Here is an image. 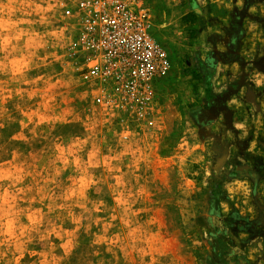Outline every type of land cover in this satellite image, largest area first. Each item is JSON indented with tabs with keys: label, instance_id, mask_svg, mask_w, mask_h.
<instances>
[{
	"label": "rangeland",
	"instance_id": "374dc122",
	"mask_svg": "<svg viewBox=\"0 0 264 264\" xmlns=\"http://www.w3.org/2000/svg\"><path fill=\"white\" fill-rule=\"evenodd\" d=\"M77 1L0 0V264H264V0L245 29L203 7L259 34L223 56L143 0L172 64L150 127L80 86Z\"/></svg>",
	"mask_w": 264,
	"mask_h": 264
},
{
	"label": "built area",
	"instance_id": "2783aa9c",
	"mask_svg": "<svg viewBox=\"0 0 264 264\" xmlns=\"http://www.w3.org/2000/svg\"><path fill=\"white\" fill-rule=\"evenodd\" d=\"M64 16L77 28L79 82L91 102L152 126L156 85L172 64L149 31L150 6L143 0H78Z\"/></svg>",
	"mask_w": 264,
	"mask_h": 264
},
{
	"label": "crops",
	"instance_id": "0c3cea01",
	"mask_svg": "<svg viewBox=\"0 0 264 264\" xmlns=\"http://www.w3.org/2000/svg\"><path fill=\"white\" fill-rule=\"evenodd\" d=\"M228 1L232 2L234 5V7L231 9L232 15L239 20L240 22L239 24H242L243 29H245L247 27L246 22L248 21L247 16L252 14L253 11H255L254 13H256V7H254V5L252 4L253 0H180L179 15H180L181 26L183 31H185V33L179 34V38L182 39L184 37L189 43V42H193V40H195L196 38L200 39L203 36L207 37V35H211V37H214L213 44L217 46L216 48L217 53H219L220 56H223L224 52H228L232 50L234 51L235 49L238 48L239 44L243 43L244 40H249L248 39L249 37L258 34L256 28H254L255 29L254 33L252 32L250 34L249 31L241 33V30H235L234 28L233 30L232 27L227 24L219 25L218 30L214 29V31L211 34L208 33L207 29L203 27V24H201V20L207 18L206 10L204 11L203 7L205 5L207 6L209 3V6L211 7L215 6L225 9L223 5L228 6L227 4ZM242 2L245 4L244 6H241ZM241 7H243V11L240 9ZM225 13L226 10L224 12V16H226ZM260 17H261L260 15L255 17L256 21L254 22L257 26L258 23L260 22L259 21ZM222 22L226 23L227 21L222 20ZM239 27L241 28V26ZM234 34H244V35L243 36L241 35L240 37L239 35L235 36ZM229 38L230 40L235 39L236 42L232 44L231 41H229ZM218 43L223 45V49H220V47H218L217 45ZM181 48L182 45H179V50ZM193 80L194 83L197 85H199L200 82H202L201 76L198 75L193 76ZM217 101L218 100L213 99L210 102H212L215 105V103H218Z\"/></svg>",
	"mask_w": 264,
	"mask_h": 264
}]
</instances>
